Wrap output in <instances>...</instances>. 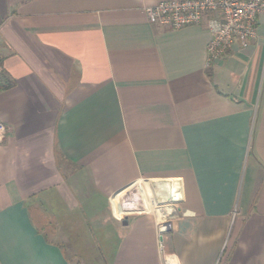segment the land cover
<instances>
[{
	"label": "crops",
	"instance_id": "crops-1",
	"mask_svg": "<svg viewBox=\"0 0 264 264\" xmlns=\"http://www.w3.org/2000/svg\"><path fill=\"white\" fill-rule=\"evenodd\" d=\"M163 1L0 0V264H73L89 222L111 264H264V16L207 67Z\"/></svg>",
	"mask_w": 264,
	"mask_h": 264
},
{
	"label": "built area",
	"instance_id": "built-area-1",
	"mask_svg": "<svg viewBox=\"0 0 264 264\" xmlns=\"http://www.w3.org/2000/svg\"><path fill=\"white\" fill-rule=\"evenodd\" d=\"M152 25L180 30L190 26L205 25L211 35L207 46V67L227 55L234 46H246L257 37L260 17L264 16V0H170L143 9ZM0 120V139L6 132ZM138 212L129 209L126 215ZM165 222L158 226L157 241L165 249L164 233L169 228ZM165 264H178L171 257Z\"/></svg>",
	"mask_w": 264,
	"mask_h": 264
},
{
	"label": "rangeland",
	"instance_id": "rangeland-1",
	"mask_svg": "<svg viewBox=\"0 0 264 264\" xmlns=\"http://www.w3.org/2000/svg\"><path fill=\"white\" fill-rule=\"evenodd\" d=\"M98 209L99 207H102L104 214L107 213L105 209V202L101 201V203H96ZM90 211L88 212V220L94 222V215H90ZM90 222L89 225H87L86 229H84V232L87 233V238L81 240L78 237L73 236L69 243L71 246H73V249L76 252H79L82 258L76 256V255H69V258L71 259V262L73 264H111L112 260V253L115 248V241L111 238L112 235L110 234L108 239H102L103 235L108 233V231H111L110 229L106 228L102 231H97L93 227V233H90ZM90 226V227H89ZM103 233V234H102ZM91 234V235H88ZM86 237V236H85ZM96 239V240H95ZM102 239V240H101ZM101 240V241H100ZM92 244V245H91ZM78 249V250H76ZM70 254V253H68Z\"/></svg>",
	"mask_w": 264,
	"mask_h": 264
}]
</instances>
